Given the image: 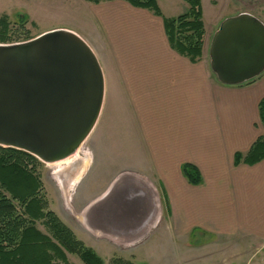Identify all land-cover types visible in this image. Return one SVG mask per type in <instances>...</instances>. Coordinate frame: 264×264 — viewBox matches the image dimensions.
<instances>
[{
  "label": "crops",
  "instance_id": "1",
  "mask_svg": "<svg viewBox=\"0 0 264 264\" xmlns=\"http://www.w3.org/2000/svg\"><path fill=\"white\" fill-rule=\"evenodd\" d=\"M156 1L161 15L125 0H103L95 12L103 103L113 96L133 117L137 169L117 171L79 208L81 222L94 236L118 243L131 264H141L139 247L162 222L174 244L209 249L178 264L249 260L235 251L264 246V158L235 164L234 157L244 156L264 132L258 108L264 71L240 85L220 83L209 66L206 25L202 55L191 61L171 47L163 22L185 12V1L171 0L167 8ZM242 11L264 22V15ZM227 15L214 18L210 38ZM89 136L91 149L103 148V132ZM183 164L197 168L198 184L188 182Z\"/></svg>",
  "mask_w": 264,
  "mask_h": 264
},
{
  "label": "water",
  "instance_id": "2",
  "mask_svg": "<svg viewBox=\"0 0 264 264\" xmlns=\"http://www.w3.org/2000/svg\"><path fill=\"white\" fill-rule=\"evenodd\" d=\"M217 81L240 85L264 71V22L242 11L223 18L208 47ZM104 76L90 45L69 29L0 43V146L44 163L73 158L91 133Z\"/></svg>",
  "mask_w": 264,
  "mask_h": 264
},
{
  "label": "rangeland",
  "instance_id": "3",
  "mask_svg": "<svg viewBox=\"0 0 264 264\" xmlns=\"http://www.w3.org/2000/svg\"><path fill=\"white\" fill-rule=\"evenodd\" d=\"M171 2V0H160V4H163L165 8L170 6ZM102 3L103 0L98 4L88 0H0V16L7 17L10 27L9 38L6 42L0 41V43L22 41L26 37L32 38L47 30L69 29L88 42L94 52L101 57L99 36L102 31L99 29L100 25L95 12L100 10ZM185 4L187 5L186 2ZM200 4L201 20L203 27L206 25L208 44L213 28L212 21L218 14L227 12V16H231L244 8L255 12L257 16L264 15V0H218L217 4L212 3L211 0H202ZM208 44L206 42V45ZM120 103L121 101L114 99L113 96L104 101L97 122L91 131V137L93 135L96 137L97 134L103 132L106 145L103 142V148L93 150L91 149L92 138L90 136L86 138L76 154L80 160L82 154L85 155L86 162L79 168L77 171L79 176L77 175L71 184L68 178L72 177L71 171L74 167L70 170L65 161L44 163L37 158L25 159L39 180L36 193L44 202L43 212L51 213L62 225L70 229L76 239L102 259V264H127L129 259H126L127 254L118 243L115 244L102 236H94L83 226L79 208L98 194L117 171L137 169V165L133 163L136 157V147L133 142V117L126 113ZM119 144L120 148H117ZM2 152L0 149V153ZM93 155H95L94 160ZM79 162L77 164L74 162V166ZM63 165L64 168L59 171V167ZM58 172L62 174V177L58 175ZM5 194L10 196L9 192ZM11 199L17 210H20L22 206L20 201L15 198ZM48 217L35 220L34 223L41 233L50 237L51 230L45 225V219ZM163 223L158 225L139 247L141 264H178V261L189 256L205 254L209 250L205 248L187 250L180 244H174L163 235ZM109 245L111 249L108 248ZM235 252L245 254V256L249 254L251 257L249 260L243 258L242 261H236V264H264V246L263 248H260V245L247 249L238 248ZM63 254L68 264H85L77 254L67 251ZM118 258H120L119 261L116 260ZM220 262L221 259H217L216 264ZM53 264L65 263L56 259Z\"/></svg>",
  "mask_w": 264,
  "mask_h": 264
},
{
  "label": "trees",
  "instance_id": "4",
  "mask_svg": "<svg viewBox=\"0 0 264 264\" xmlns=\"http://www.w3.org/2000/svg\"><path fill=\"white\" fill-rule=\"evenodd\" d=\"M88 1L98 3L101 0ZM126 1L161 15L156 0ZM184 1L187 3V10L175 17H164V29L171 47L191 61H196L202 55L204 36L201 4L200 0ZM9 31L7 17L0 16L1 42H6L9 38ZM27 39L29 37L23 40ZM258 108L264 129V97L259 101ZM0 149L3 151L0 153V264H53L56 259L68 264L64 251L77 254L85 264H102V259L76 239L70 229L62 225L51 213L43 212L44 202L36 193L39 180L25 160L35 157L11 147L0 146ZM262 158L264 132L244 156L235 154L234 163L242 160L253 164ZM181 170L189 183L200 182L201 177L194 165L183 164ZM4 191L9 192L10 196ZM11 198L20 201V210H17ZM46 216H49L45 219V225L51 230L50 237L41 233L34 223L35 220ZM116 260L119 261L120 258ZM126 263L131 264L129 261Z\"/></svg>",
  "mask_w": 264,
  "mask_h": 264
},
{
  "label": "bare ground",
  "instance_id": "5",
  "mask_svg": "<svg viewBox=\"0 0 264 264\" xmlns=\"http://www.w3.org/2000/svg\"><path fill=\"white\" fill-rule=\"evenodd\" d=\"M81 152V151H80ZM86 156L85 155H83L82 154V157H81V159H82V163L85 165V162H86V158H85ZM74 159L73 158H68V159H66L65 160V163L69 166L68 168L71 170L72 168H73V166H74ZM64 163V164H65ZM82 166V165H81ZM62 168H64V165L62 166V167H59V171H60V169H62ZM73 170V169H72ZM79 169H77V171H78ZM77 171L72 175V177H70V178H68V179H70L69 180V184H71L75 179H76V176L79 174V173H77ZM58 175H61V177H62V174H60L59 172H58ZM72 181V182H71Z\"/></svg>",
  "mask_w": 264,
  "mask_h": 264
}]
</instances>
